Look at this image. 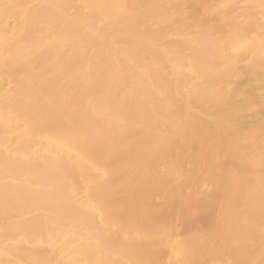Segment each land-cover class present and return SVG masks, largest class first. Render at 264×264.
I'll use <instances>...</instances> for the list:
<instances>
[{"label": "bare ground", "instance_id": "bare-ground-1", "mask_svg": "<svg viewBox=\"0 0 264 264\" xmlns=\"http://www.w3.org/2000/svg\"><path fill=\"white\" fill-rule=\"evenodd\" d=\"M260 84L264 0H0V264H264Z\"/></svg>", "mask_w": 264, "mask_h": 264}, {"label": "rangeland", "instance_id": "rangeland-1", "mask_svg": "<svg viewBox=\"0 0 264 264\" xmlns=\"http://www.w3.org/2000/svg\"><path fill=\"white\" fill-rule=\"evenodd\" d=\"M242 82H244V80L242 81ZM257 95L259 96V98L261 99L260 101V117L262 118V120L264 121V85H259V87H258V90H257ZM262 104V105H261ZM248 117V116H247ZM247 172V171H246ZM243 173V172H242ZM244 175H248L247 173H245ZM243 175V177L244 178H242L243 179V183L246 185H249V183L251 184V185H253L255 182H256V180H257V178L256 177H252L251 175H250V177L249 176H247L248 178H249V181H248V179H247V177L246 176H244ZM252 179V180H251ZM256 179V180H255ZM245 180H246V183H245ZM249 196H247V199L248 200H252L253 198H254V194L253 193H250V194H248ZM159 197H161V196H158V199L159 200H157V198L155 199V201L157 200L158 202H160V199L161 198H159ZM213 200H214V202H213ZM216 200V201H215ZM156 201V202H157ZM217 201H218V196L217 195H215V196H212L211 198H209V199H202V200H200V203L203 205V206H201L200 205V207H201V209H200V207H198V211H197V213H196V215L194 216V217H190V219L188 218H182L180 221H181V223L179 222L178 224V229H184V228H188V227H186L187 225H189V226H191V225H194V224H197V223H202V224H207V223H210V221L212 220H214V216H213V214H214V212H210L211 210L212 211H216V209H215V206H217ZM157 202V203H158ZM211 202V203H210ZM206 203V205H204V204ZM208 204H210V206L208 205ZM208 206L211 208V209H208ZM214 206V207H213ZM203 207V208H202ZM204 209V210H203ZM203 211H205V212H203ZM167 212V211H166ZM199 212H201V213H199ZM203 212V213H202ZM208 212H209V214H208ZM169 213V212H168ZM167 213V214H168ZM216 213V212H215ZM166 213H163V215H165ZM166 214V215H167ZM170 214V213H169ZM195 214V213H194ZM204 214V215H203ZM200 217H202L203 218V216H204V218L202 219L201 217L199 218L198 216ZM203 215V216H202ZM208 215V216H207ZM211 215V216H210ZM215 215V214H214ZM212 216H213V218H212ZM196 217V218H195ZM206 217V218H205ZM197 218H199V219H197ZM190 220H192L191 222H189ZM197 220V221H196ZM199 220V221H198ZM196 221V222H195ZM211 221V222H212Z\"/></svg>", "mask_w": 264, "mask_h": 264}]
</instances>
